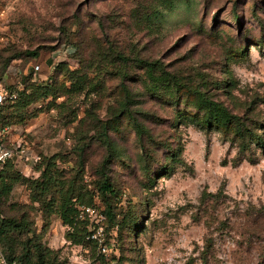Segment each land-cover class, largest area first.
<instances>
[{"label": "rangeland", "instance_id": "1", "mask_svg": "<svg viewBox=\"0 0 264 264\" xmlns=\"http://www.w3.org/2000/svg\"><path fill=\"white\" fill-rule=\"evenodd\" d=\"M177 1L169 12L164 0H0V84L17 95L26 77L43 82L58 65L72 70L91 66L103 44L109 55L123 51L130 59L139 55L163 61L184 80L209 88L231 109L254 99L264 101V44H258L264 43V0ZM144 8L161 12L154 26L146 21ZM243 47L246 52L236 55ZM32 52L39 56L28 57ZM16 54L22 59L2 73L3 62ZM232 82L236 100L227 94ZM119 83L112 76L106 84L110 92L79 97L61 112L42 102L34 108L39 111L36 118L10 120L11 126L3 129L7 142L40 159L58 155L70 167L82 159L91 187L105 167L119 193L112 201L116 223L129 216L128 224L114 225L98 201L88 214L98 241L95 251L68 243L66 228L55 217L43 244L60 251L65 264H264V152L253 147L239 155L238 145L217 132L173 126V107L145 97L134 83L140 108L149 116L140 120L152 141H141L121 122L111 135L121 157L103 165L107 150L98 132L80 121L92 103L100 105L96 113L101 120L113 121L107 107ZM259 103L255 115L264 122V104ZM74 113L78 120L73 121ZM148 144L156 147L155 159L163 165L140 164L142 146ZM83 147L85 154L79 156ZM178 148L183 149V163L174 165L170 174L162 171L165 157ZM33 168L16 160L15 170L26 177L39 176ZM222 184L229 196L225 203L216 209L201 204L205 190L215 193ZM10 202L30 205L26 187L17 186ZM216 217L226 223L220 225ZM42 225L39 217L38 232Z\"/></svg>", "mask_w": 264, "mask_h": 264}, {"label": "trees", "instance_id": "2", "mask_svg": "<svg viewBox=\"0 0 264 264\" xmlns=\"http://www.w3.org/2000/svg\"><path fill=\"white\" fill-rule=\"evenodd\" d=\"M175 2L178 1L164 0L165 11H172ZM150 10H153L151 15ZM143 11L146 13V21L150 26H154V19L161 15L159 9L144 8ZM236 22L241 23L239 18H236ZM99 46L101 50L98 51L97 62L91 66L72 70L68 65L61 64L43 82L31 76L26 77L24 88L18 91L17 98L0 107V131L11 126L10 120L25 123L36 118L39 111L34 108L42 102H48L49 108L61 112L68 110L69 104L79 97L90 99L92 96H101L106 89L110 92L106 84L108 79L114 76L120 83L116 91L114 89L116 93L112 103L107 107V116L113 121H103L98 117L96 110L100 105L96 103L91 104L85 118L80 121V125L89 126L98 132L99 141L107 150L103 165H109L112 159L121 157L120 150L111 139L112 133L121 122L131 126L141 141L144 138L152 141L144 119L140 120H146L149 116L140 108L142 102L138 100L139 88H135L132 85L134 83L141 86L145 97L160 100L173 107V126L195 127L209 134L217 132L227 142L238 145L239 155L248 154L253 147L264 152V122L255 115L259 102L264 104V101L254 99L249 105L246 103L231 109L216 99L209 88L184 80L161 60L142 58L139 55L130 59L132 55L113 50V54L109 55L105 45ZM243 48L244 50L238 51L236 55L245 53V47ZM27 56L37 58L39 53L32 52ZM21 59L22 55L18 54L6 59L2 65V73L12 61ZM227 88L228 96L236 100L233 91L237 90V85L234 82L227 83ZM61 99L63 101L57 103ZM75 120H78L76 113L73 117V121ZM142 148L141 165L151 164L150 161L163 165L162 160L155 159V146L149 145L147 148L143 145ZM79 151V156H84V147ZM182 153L183 149L178 148L166 156L162 171H168L170 174L174 165L183 163ZM246 160L255 162L253 157ZM68 164L69 161L65 157L58 155L42 157L33 168L39 175L37 178H29L16 171L12 162L0 169V249L8 260L17 261L19 264H65L60 251L43 244V235L52 226L54 217L66 228L65 239L68 243L91 252L95 251L98 241L91 238L93 225L86 210L95 208L98 201L105 205V214L111 223L121 227L128 224L129 216L126 215L121 223H116L112 201L118 200L119 193L105 167L101 168L100 180L91 187L86 182L83 160L81 159L80 165L75 167ZM17 186L26 187L30 205L10 202ZM228 199L226 184H222L215 193L205 190L200 202L203 205L214 204L216 207L213 208L216 209ZM39 217L43 222L40 232L37 228ZM214 220L220 221L217 217ZM225 223L220 221V225ZM208 225L210 227L212 223L208 222Z\"/></svg>", "mask_w": 264, "mask_h": 264}, {"label": "built area", "instance_id": "3", "mask_svg": "<svg viewBox=\"0 0 264 264\" xmlns=\"http://www.w3.org/2000/svg\"><path fill=\"white\" fill-rule=\"evenodd\" d=\"M38 69V67H37ZM17 98L16 93L8 91L4 85L0 84V107L7 103L13 102ZM4 131H0V169H2L9 162L16 163L19 159L23 165L35 164L40 161V157L33 155L30 151L23 146H16L14 142H7ZM92 209H87L86 212L89 214ZM94 239L95 237H91ZM0 264H19L17 261H10L0 250Z\"/></svg>", "mask_w": 264, "mask_h": 264}]
</instances>
